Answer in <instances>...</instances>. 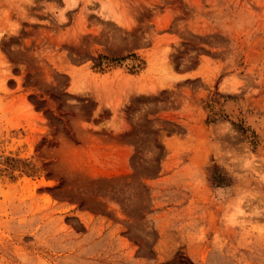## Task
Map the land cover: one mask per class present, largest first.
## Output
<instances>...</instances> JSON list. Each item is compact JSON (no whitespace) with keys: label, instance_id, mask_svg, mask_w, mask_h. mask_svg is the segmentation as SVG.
<instances>
[{"label":"rangeland","instance_id":"rangeland-1","mask_svg":"<svg viewBox=\"0 0 264 264\" xmlns=\"http://www.w3.org/2000/svg\"><path fill=\"white\" fill-rule=\"evenodd\" d=\"M0 264H264V0H0Z\"/></svg>","mask_w":264,"mask_h":264},{"label":"trees","instance_id":"trees-1","mask_svg":"<svg viewBox=\"0 0 264 264\" xmlns=\"http://www.w3.org/2000/svg\"><path fill=\"white\" fill-rule=\"evenodd\" d=\"M100 65V62H98L97 64H95V66H99Z\"/></svg>","mask_w":264,"mask_h":264}]
</instances>
